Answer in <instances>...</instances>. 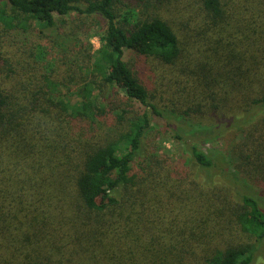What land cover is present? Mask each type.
Returning <instances> with one entry per match:
<instances>
[{"label": "trees", "instance_id": "obj_1", "mask_svg": "<svg viewBox=\"0 0 264 264\" xmlns=\"http://www.w3.org/2000/svg\"><path fill=\"white\" fill-rule=\"evenodd\" d=\"M0 264H264V0H0Z\"/></svg>", "mask_w": 264, "mask_h": 264}, {"label": "rangeland", "instance_id": "obj_2", "mask_svg": "<svg viewBox=\"0 0 264 264\" xmlns=\"http://www.w3.org/2000/svg\"><path fill=\"white\" fill-rule=\"evenodd\" d=\"M166 18L171 23H177V20H178L177 15L175 17H173L171 14H169L166 16ZM82 37H83L84 41H88L93 46L94 51H96L100 48V42H99L98 38H96L94 31H92L88 36H81V38ZM134 54H135L134 52H130V54H129L130 61L132 59H137L135 56H133ZM145 72H146V76L150 80V83L156 82L154 80L153 76L151 75V73H149L147 71H145ZM154 95H155V97H157V103L160 106H165V105L170 106V104H169L170 102H171V104H173L172 100L169 98L168 95L160 96L157 93H155ZM195 122H197V120ZM170 125L174 129L184 127V125L182 123H179L178 121H175V120L171 121ZM209 125H210L209 123L206 124V126H209ZM215 128H213V129H215ZM223 128L224 127H221V128L219 127V130H222V132H223ZM195 130H198V133L200 135V137L198 139L203 141L204 138L201 136V135H203V133L201 134L202 131L199 130L198 127H196ZM173 137H174L173 134H170L167 131H165V132H162L161 134H159L156 142H154L159 148H161V150H163V153H168V154H170L171 157H174L176 155L178 156L177 152H178V150L181 149V146L177 144V142L174 140ZM242 137H243V132L242 133H234V131L227 132L224 130V132L221 134V136L219 135V137H216V135L209 136V138H210L209 141H207L205 143L203 141V144H201V145L199 144V148L202 152H204L207 155L208 159H211L213 157H217L216 156L217 154H222L227 149L233 148L234 145L241 142Z\"/></svg>", "mask_w": 264, "mask_h": 264}]
</instances>
